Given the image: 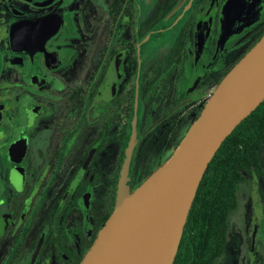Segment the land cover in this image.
Here are the masks:
<instances>
[{
  "label": "flooded vegetation",
  "instance_id": "obj_1",
  "mask_svg": "<svg viewBox=\"0 0 264 264\" xmlns=\"http://www.w3.org/2000/svg\"><path fill=\"white\" fill-rule=\"evenodd\" d=\"M263 34L264 0H0V264H80L135 114L131 190ZM257 156L203 209L202 264H264Z\"/></svg>",
  "mask_w": 264,
  "mask_h": 264
},
{
  "label": "water",
  "instance_id": "obj_2",
  "mask_svg": "<svg viewBox=\"0 0 264 264\" xmlns=\"http://www.w3.org/2000/svg\"><path fill=\"white\" fill-rule=\"evenodd\" d=\"M263 100L264 34L224 76L169 158L131 190L135 114L114 209L80 264H172L209 162Z\"/></svg>",
  "mask_w": 264,
  "mask_h": 264
},
{
  "label": "trees",
  "instance_id": "obj_3",
  "mask_svg": "<svg viewBox=\"0 0 264 264\" xmlns=\"http://www.w3.org/2000/svg\"><path fill=\"white\" fill-rule=\"evenodd\" d=\"M263 146L264 100L227 136L209 162L184 225L191 239L183 232L172 264H202L205 246L198 237L201 229L198 225L203 209L208 208L212 216L217 192L225 195L231 192L241 169L257 163V154Z\"/></svg>",
  "mask_w": 264,
  "mask_h": 264
}]
</instances>
